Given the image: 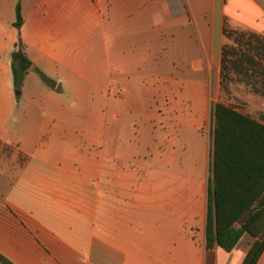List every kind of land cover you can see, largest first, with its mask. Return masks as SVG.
<instances>
[{
    "label": "crops",
    "instance_id": "1",
    "mask_svg": "<svg viewBox=\"0 0 264 264\" xmlns=\"http://www.w3.org/2000/svg\"><path fill=\"white\" fill-rule=\"evenodd\" d=\"M17 1L0 0V255L12 264H206L211 116L202 83L165 74L161 90L175 104L159 127H121L118 103L121 85L153 83L133 71L150 51L146 30L153 21L159 30L180 26L183 2L21 0L19 24ZM226 9L239 10L243 24L231 27L224 14L222 36L226 23L264 37L255 0H227ZM18 39L35 67L59 71L56 92L15 93ZM186 84L196 87L180 89ZM185 96L193 108H175ZM78 102L88 107L73 109ZM185 149L198 160L195 174ZM263 239L264 229L231 252L216 247L214 264H243Z\"/></svg>",
    "mask_w": 264,
    "mask_h": 264
},
{
    "label": "trees",
    "instance_id": "2",
    "mask_svg": "<svg viewBox=\"0 0 264 264\" xmlns=\"http://www.w3.org/2000/svg\"><path fill=\"white\" fill-rule=\"evenodd\" d=\"M20 2L17 1L15 9L19 24ZM223 37L221 91L227 94L230 86L243 84L264 96V37L251 31L229 29L226 23ZM20 45L11 56L15 88L18 78L32 65ZM210 116L206 264H214L216 247L231 252L245 234L256 236L264 229V123L222 102L211 106ZM263 250L264 239L255 242L243 264H255ZM0 264L12 263L0 255Z\"/></svg>",
    "mask_w": 264,
    "mask_h": 264
},
{
    "label": "rangeland",
    "instance_id": "3",
    "mask_svg": "<svg viewBox=\"0 0 264 264\" xmlns=\"http://www.w3.org/2000/svg\"><path fill=\"white\" fill-rule=\"evenodd\" d=\"M181 1L184 4L183 12L181 15H176L178 20H182L180 26L171 30L162 28L159 30V28L157 29L154 26L153 21L151 28L146 30L145 39L150 51L146 54L145 65L138 64L139 67L133 69V71L137 73V76L140 72H144L146 77L153 83L144 85L133 83L119 87L118 103L121 127H159L165 124L160 120L161 114H163L164 109L173 107L175 104V102H172L170 98L164 95V92L162 93L164 89L161 90L165 86L162 85V82H164L166 73L167 76L175 77L184 83L193 81L202 83L200 87L203 89L209 117L211 106L216 102H222L240 113L264 123V96L253 93L249 87L243 84L230 86V91L227 94L223 93L219 86L220 48L225 42L220 24L222 26V18L226 14L225 16H227L230 26L239 28L240 24H243L239 17V10L233 11L229 15L226 9L227 0H207L208 4H205V0H194V5H186L187 0ZM255 1L259 3V6L264 11V0ZM152 7H155V5ZM216 12L221 14L220 21L218 15H215L212 23L213 14ZM258 23L257 30L264 34V16ZM169 34H172V41L177 45V51L172 53L174 56L169 52L171 49L170 40L168 39ZM20 46V50L25 54L24 47L22 44ZM18 49L19 46H17L15 51ZM109 59H111V56ZM120 64L121 66H126V59L122 55ZM166 65L169 67L167 70ZM96 74L101 77L102 71L98 69ZM59 77L58 70L44 74L41 69L35 67L32 63L26 73L18 78L15 93L23 92V97H27L29 95H40L48 90L56 92L60 86ZM182 87L195 89L196 85L187 86L186 84L180 86V89H183ZM87 88L89 94L93 92L90 86ZM56 96L63 98L68 106L72 102L68 100L65 92ZM176 103L175 108L180 110H190L194 104L186 96ZM85 107L88 106L78 102L72 108L78 110ZM144 113L147 114L146 118L143 116ZM211 130L212 123L210 118L205 131L211 132ZM185 153L189 155L185 157L184 166L186 167V161L188 160V164L190 163L188 165L189 173L195 174L198 160L196 158L192 159L191 149H185ZM141 169H143V166H141Z\"/></svg>",
    "mask_w": 264,
    "mask_h": 264
},
{
    "label": "water",
    "instance_id": "4",
    "mask_svg": "<svg viewBox=\"0 0 264 264\" xmlns=\"http://www.w3.org/2000/svg\"><path fill=\"white\" fill-rule=\"evenodd\" d=\"M18 42H19V44H20V39H18Z\"/></svg>",
    "mask_w": 264,
    "mask_h": 264
}]
</instances>
